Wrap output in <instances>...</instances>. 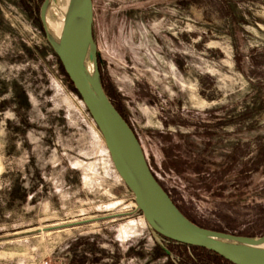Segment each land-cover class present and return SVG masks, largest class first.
<instances>
[{"label":"rangeland","instance_id":"obj_1","mask_svg":"<svg viewBox=\"0 0 264 264\" xmlns=\"http://www.w3.org/2000/svg\"><path fill=\"white\" fill-rule=\"evenodd\" d=\"M42 1L0 0V264H227L164 241L136 209L46 40ZM93 7L104 89L175 205L262 235L264 0Z\"/></svg>","mask_w":264,"mask_h":264},{"label":"water","instance_id":"obj_2","mask_svg":"<svg viewBox=\"0 0 264 264\" xmlns=\"http://www.w3.org/2000/svg\"><path fill=\"white\" fill-rule=\"evenodd\" d=\"M55 1L43 0L39 9L46 40L89 111L114 169L132 192L136 209L149 227L164 238L204 248L232 264H264V233L240 235L203 227L178 209L152 172L135 131L104 89L93 37V0H62L59 29L54 34L48 26L47 15ZM86 54L95 64L101 91L89 85L84 69ZM38 231L28 230L19 235Z\"/></svg>","mask_w":264,"mask_h":264},{"label":"bare ground","instance_id":"obj_3","mask_svg":"<svg viewBox=\"0 0 264 264\" xmlns=\"http://www.w3.org/2000/svg\"><path fill=\"white\" fill-rule=\"evenodd\" d=\"M61 4H62V0H56L54 3L50 5L49 10H48L47 23L53 33H54V29H55V33L59 29ZM84 69H85L87 80L91 88L97 91H101V83L99 82V79L97 76V69L95 67V64L88 57L87 54L84 59ZM128 165H130L129 160H128Z\"/></svg>","mask_w":264,"mask_h":264},{"label":"trees","instance_id":"obj_4","mask_svg":"<svg viewBox=\"0 0 264 264\" xmlns=\"http://www.w3.org/2000/svg\"><path fill=\"white\" fill-rule=\"evenodd\" d=\"M60 62V61H59ZM66 74V73H65ZM67 76V75H66ZM161 184V183H160ZM162 185V184H161ZM163 186V185H162ZM164 188V187H163ZM165 189V188H164ZM166 190V189H165ZM178 206V205H177ZM179 207V206H178ZM179 209H180V207H179ZM160 237H162V236H160ZM162 239L164 240V241H172V240H169V239H167V238H164V237H162ZM174 242V241H173ZM180 244H182V243H180ZM182 245H184V246H188V247H191V248H193V249H200V250H202V251H204L205 253H208V254H214L213 252H210L209 250H206V249H204V248H200V247H195V246H190V245H186V244H182ZM214 255H216V254H214ZM217 257H219L221 260H223V261H225L227 264H232V263H230V262H228L227 260H225V259H223L222 257H220V256H218V255H216ZM171 264V263H170Z\"/></svg>","mask_w":264,"mask_h":264},{"label":"crops","instance_id":"obj_5","mask_svg":"<svg viewBox=\"0 0 264 264\" xmlns=\"http://www.w3.org/2000/svg\"><path fill=\"white\" fill-rule=\"evenodd\" d=\"M209 255H214V254H209ZM214 256H216V255H214Z\"/></svg>","mask_w":264,"mask_h":264}]
</instances>
